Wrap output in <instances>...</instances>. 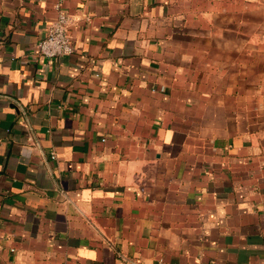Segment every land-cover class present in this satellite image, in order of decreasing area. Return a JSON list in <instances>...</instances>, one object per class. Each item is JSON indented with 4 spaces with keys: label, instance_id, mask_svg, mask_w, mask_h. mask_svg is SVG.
I'll return each instance as SVG.
<instances>
[{
    "label": "crops",
    "instance_id": "crops-1",
    "mask_svg": "<svg viewBox=\"0 0 264 264\" xmlns=\"http://www.w3.org/2000/svg\"><path fill=\"white\" fill-rule=\"evenodd\" d=\"M0 264H264V0H0Z\"/></svg>",
    "mask_w": 264,
    "mask_h": 264
},
{
    "label": "built area",
    "instance_id": "built-area-1",
    "mask_svg": "<svg viewBox=\"0 0 264 264\" xmlns=\"http://www.w3.org/2000/svg\"><path fill=\"white\" fill-rule=\"evenodd\" d=\"M56 17L48 24L44 37L38 40L37 49L39 54L47 59H56L72 53L73 46L68 36V27L72 18L59 5ZM52 157H54L52 155Z\"/></svg>",
    "mask_w": 264,
    "mask_h": 264
}]
</instances>
